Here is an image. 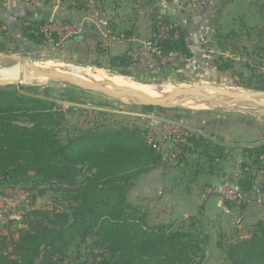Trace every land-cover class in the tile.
Returning a JSON list of instances; mask_svg holds the SVG:
<instances>
[{
	"label": "rangeland",
	"instance_id": "374dc122",
	"mask_svg": "<svg viewBox=\"0 0 264 264\" xmlns=\"http://www.w3.org/2000/svg\"><path fill=\"white\" fill-rule=\"evenodd\" d=\"M223 1L214 0L213 5L205 0L184 1L189 7L195 6L196 19L189 22L190 28L185 30L180 27L185 31L193 51L190 59H175V55H172L167 59L172 61L170 67H160L152 61L153 64L141 65L145 71L133 69V75H126L142 83L170 82L175 87L171 93L151 99L159 101L171 96L170 100L161 106L153 105L146 109L141 99L133 94L116 92L111 95L87 89L76 84L72 77L49 76V73L59 72L46 71L42 67L46 62L53 61L65 67H96L108 73L119 74L108 68L107 57L94 56L89 52L88 45L81 47L73 38L82 39L83 28L79 21L83 17L89 18L95 24L93 16L98 11L118 23L119 16L132 15L133 10L138 13L141 6L138 4L142 0H0V18L8 24L19 45L14 53H0L13 58L6 63H0V77L8 76L4 73L6 67L21 64L22 82L11 85L13 91L37 97L47 103L58 120V124L53 126L63 141L68 133L74 135L79 130L91 127L103 129L125 126L141 128L148 141L156 142V149L162 153L161 165L139 175L132 182L126 192V203L135 208L133 216L144 217L147 228L158 224L189 228L200 241H203L204 235H208L206 243L202 244L203 252L195 256L194 264H197L201 255L202 264H233L228 258L229 245L248 237L253 231V225L249 227L250 224L246 225L244 222L245 210L240 212L237 205L239 202L255 203L260 194L258 191L244 193L240 200H235L237 191L234 178L239 177L242 172L240 164L244 160L241 147L225 146L212 133L219 132L217 127L225 126L237 130L255 127L264 131V91L233 85H240L242 76H247L252 68L256 73H264V61L259 55H245V50L250 51L258 43L260 36L256 29L248 31L244 23L237 22L234 23V29L241 31V34L236 40L230 41L227 51L222 50L218 38L215 37L218 22L223 27L227 23L226 27L229 28V19L231 15H239L237 13L240 11V4L243 3L247 11H253L254 4L264 6V0ZM36 12L43 16L38 19L48 21L44 27L48 39L43 44H34L20 34L21 25L33 18L29 13ZM113 15L116 17L113 18ZM138 15L139 13L137 17ZM162 20L163 16L157 14L153 18L152 26L154 23L161 24ZM105 26L99 35L101 48L106 47L104 38L112 37L108 24ZM51 32L56 33V39L50 37ZM72 32L75 33L70 36L69 33ZM91 37L96 38L95 35ZM148 43L149 40L145 45ZM130 55L140 59L137 54ZM225 60L231 62L229 71L220 73L216 70V63ZM96 62L102 66L96 65ZM28 64L35 65L42 75L32 76ZM62 71L61 73L65 72L64 69ZM78 81L85 85L90 84ZM90 85L107 87V84ZM200 85L205 88H199ZM17 119L28 124L24 115ZM236 132L239 136L240 132ZM191 134H200L224 147L221 156L218 150L207 147L208 158L214 161L218 169L216 176L213 175L210 180L208 174L196 177V155L189 158L188 164H180V143H184L187 135ZM253 137L254 135L249 134L247 139L250 141ZM205 157L201 156L199 159L206 161ZM203 160L201 161L204 163ZM196 178L199 181L195 182ZM262 179H256L259 183L258 189H264ZM225 180L228 182H224ZM209 184L214 187L210 195L206 189ZM211 195L221 196L222 200L226 195V199L233 201L236 206L228 209L221 203V199L216 201L218 197L209 199ZM70 199L71 193L67 187L40 181L33 174L0 187V233L8 235L9 232L24 228V221L34 210L47 211L56 205L60 208L69 207ZM129 209L126 207L125 211H130ZM88 242L87 239L82 242L81 251L65 264H94L93 254L101 253L102 249L95 248Z\"/></svg>",
	"mask_w": 264,
	"mask_h": 264
},
{
	"label": "trees",
	"instance_id": "16d2710c",
	"mask_svg": "<svg viewBox=\"0 0 264 264\" xmlns=\"http://www.w3.org/2000/svg\"><path fill=\"white\" fill-rule=\"evenodd\" d=\"M254 8L247 11L244 4H240L239 15H231L229 19V28L227 23L223 27L218 22L215 37L222 50L227 51L230 41L241 34L234 29V23H244L247 28H243L256 29L260 36L250 51L245 50V55H259L264 61V6L254 4ZM132 12V15L119 16L118 23L112 17L108 19L113 38H132L137 18L136 10ZM47 23L45 19L30 18L21 25L20 34L34 44H43L48 39L44 28ZM161 23L169 25L166 37L156 35L160 25L154 23L149 38L160 55L190 59L193 53L185 31L166 16ZM50 37L56 39L57 35L51 32ZM73 39L80 46L88 45L94 56L107 57L108 68L119 74L133 75V69L142 67L140 59L130 53L109 55L106 47L101 48V40L93 48L89 40ZM18 48L16 37L0 18V53H14ZM148 53L157 66H171V60L161 63L155 53ZM230 63L228 60L217 62L216 70L228 72ZM95 64L102 66L98 62ZM240 85L264 91V73L250 69L247 76H242ZM13 90L11 85L0 87V187L33 174L40 181L67 187L71 203L65 208L56 205L47 211L34 210L24 221V228L8 235L0 233V264H65L81 251L80 244L86 239L93 247L102 249L101 253L93 254L94 264L195 263V256L203 252L202 244L206 243L208 235L200 241L189 228H175L171 224L147 228L144 217L133 216L135 208L126 203V192L132 182L161 165L162 153L156 149V142L148 141L141 128L125 126L91 127L74 135L68 133L63 141L53 126L58 120L47 103ZM152 106L144 105V108ZM20 115L26 117L27 125L17 119ZM184 141L180 143V164H188L189 158L196 155V177L208 174L210 180L218 169L208 158L207 147L218 150L219 156L224 147L200 134L187 135ZM241 151L244 158L240 164L242 172L234 180L245 194L259 192L254 179L256 173L264 169V143L242 147ZM201 156H207L206 161L201 159L204 163L199 159ZM223 203L228 209L236 206L225 198ZM247 205V202H239L237 206L241 212ZM126 207L130 211H125ZM252 227L248 237L229 245L228 258L233 264H264V221L258 220ZM218 245L222 246V243L218 242ZM202 261L201 255L197 264Z\"/></svg>",
	"mask_w": 264,
	"mask_h": 264
},
{
	"label": "crops",
	"instance_id": "0c3cea01",
	"mask_svg": "<svg viewBox=\"0 0 264 264\" xmlns=\"http://www.w3.org/2000/svg\"><path fill=\"white\" fill-rule=\"evenodd\" d=\"M184 1L186 0H142V3L139 2L138 5H141V6L138 11L139 15L136 19L135 30L132 35V38L130 40L118 39V38H113V37L106 38L105 45H106L109 55L134 53L135 55L137 54L138 56H140L142 65H144V63L153 64L152 63L153 58L148 53V50L146 49V45H145L146 41L149 40L150 35H151L153 18L157 14H160L162 16L168 17L169 19H172L175 22V24H177L179 27H182L185 30L186 28H190L189 22L193 21V19H196V16L194 15L195 6L189 7L188 4ZM205 1L209 2L210 5L214 4V0L213 1L205 0ZM29 14L31 17H43V16H40L38 12L29 13ZM94 14L95 15L93 16V19L95 20L96 25L94 24L92 20H90L87 17H83L79 21L82 24V28H83L82 38L84 40H89L90 42H92L93 48L96 46L97 41H99V35L102 34L101 30L102 28H104V26L107 24V21H108V16L105 13L103 14L101 12L96 11ZM98 23H100V26H98ZM92 35H95L96 38L94 37L92 38L91 37ZM81 47H84V46H81ZM189 48L192 51V48L190 47V45H189ZM92 52L94 53V50H92ZM141 69L142 71H145V68L143 66L141 67ZM217 129L219 132L217 133L215 132L212 134H214V136H218V139H220V142H222V144H224L225 146L234 145L238 147L240 146L242 148L243 146H251V145H257V144L264 143V131L257 130L255 129V127L251 129L250 128L243 129L244 131L242 129L237 130V128H233V127L228 128L227 126H225L224 128L217 127ZM236 131L240 132L239 136L236 135L237 133ZM249 134L254 135V137L251 138L250 141L247 139L249 137ZM215 176L216 175L214 174V177ZM258 177L263 178L262 180H264V169L258 171L255 175L254 182L256 186L259 185V183L256 181ZM259 193H258L259 195H258L257 201L255 203L248 204L246 208L244 209L245 210L243 213L244 222L246 223V225L250 224L249 227H251V224L253 225L258 220L264 221V190L259 189ZM213 197L216 198L218 196L211 195L209 199H213ZM219 197L216 198V201L217 199H221V203H222L223 200L221 196ZM222 207L225 208L224 206Z\"/></svg>",
	"mask_w": 264,
	"mask_h": 264
},
{
	"label": "bare ground",
	"instance_id": "6f19581e",
	"mask_svg": "<svg viewBox=\"0 0 264 264\" xmlns=\"http://www.w3.org/2000/svg\"><path fill=\"white\" fill-rule=\"evenodd\" d=\"M13 58L10 56H5L0 54V63H6ZM2 65V64H1ZM46 71L52 72H63L70 74V76L76 80H82L86 83L95 84V85H104L107 84V87L120 89L126 88L132 90L136 94L142 95L145 99L151 101L158 96H161L166 93H171L175 87L170 82L163 83H142L135 81L134 79L117 73H108L101 68L96 67H65L61 64H55L53 61L46 62L42 66ZM42 75V74H40ZM80 82V81H79ZM81 83V82H80ZM83 84V83H82ZM89 84V85H90ZM178 93V92H177ZM180 93V92H179Z\"/></svg>",
	"mask_w": 264,
	"mask_h": 264
},
{
	"label": "water",
	"instance_id": "95a60500",
	"mask_svg": "<svg viewBox=\"0 0 264 264\" xmlns=\"http://www.w3.org/2000/svg\"><path fill=\"white\" fill-rule=\"evenodd\" d=\"M28 68L31 71L32 76H38L40 75V72L38 71V68L33 65V64H28ZM20 70H21V64L16 63L14 65H11L9 67H6L4 69V73H6L8 76L6 77H0V87H5L9 85H15L19 84L22 82L20 79ZM124 75V74H121ZM49 76H57V77H71L68 73H49ZM74 82L80 86H83L84 88L95 90V91H100V92H105L107 94H115L116 92L120 94H133L134 96H137L141 99L142 103L145 105H154V106H161L163 105L166 101L170 100L172 97L169 96L166 99H162L159 101H149L145 99L142 95H138L134 93L132 90L126 89V88H121L119 91H115V88L111 87H101V86H93V85H85L80 83L78 80L74 79ZM235 87H239V84H233ZM199 88H205L204 85H200ZM118 90V89H116ZM231 96H235L231 94ZM238 96V95H237ZM243 96V95H239Z\"/></svg>",
	"mask_w": 264,
	"mask_h": 264
},
{
	"label": "built area",
	"instance_id": "2783aa9c",
	"mask_svg": "<svg viewBox=\"0 0 264 264\" xmlns=\"http://www.w3.org/2000/svg\"><path fill=\"white\" fill-rule=\"evenodd\" d=\"M160 26L158 27L159 29L157 30V35L159 36V37H166V35H167V33H168V30H169V25H165L164 23H161V24H159ZM73 33H75V32H72V33H69V35L71 36ZM67 37V36H66ZM106 38H104V40H105ZM152 43V42H151ZM151 43H150V41H149V43H148V45L146 46V49L148 50V51H150V52H153V53H155L157 56H158V58H159V60L161 61V63L163 62H165L167 59H169L172 55H170L169 57H167V58H164V57H162L161 55H160V52L156 49V47L154 46V45H151ZM153 44V43H152ZM224 182H228L227 180H225ZM206 189L208 190L207 192H208V194H210V193H212L213 191V189H214V187H211V185H208V187H206ZM235 190L237 191V192H235V200L236 199H239L240 197H241V195L243 196L244 195V193L239 189V187H238V185H237V183H235ZM225 199L227 198L226 197V195H224L223 196Z\"/></svg>",
	"mask_w": 264,
	"mask_h": 264
}]
</instances>
